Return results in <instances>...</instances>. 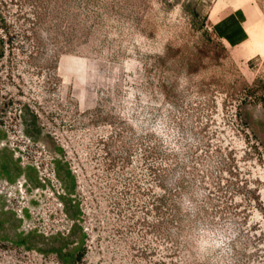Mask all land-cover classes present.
<instances>
[{"label":"rangeland","instance_id":"1","mask_svg":"<svg viewBox=\"0 0 264 264\" xmlns=\"http://www.w3.org/2000/svg\"><path fill=\"white\" fill-rule=\"evenodd\" d=\"M3 161L0 264H264V0H0Z\"/></svg>","mask_w":264,"mask_h":264},{"label":"trees","instance_id":"2","mask_svg":"<svg viewBox=\"0 0 264 264\" xmlns=\"http://www.w3.org/2000/svg\"><path fill=\"white\" fill-rule=\"evenodd\" d=\"M7 166V163L5 161H3L0 165L1 169H4ZM2 211V210H1ZM5 222V218H1L0 217V227L1 224ZM16 242H25V238L24 237H19L17 239ZM77 249V247H75L73 250L68 251L65 255L61 254V247H58L56 249V251L60 254L61 258H62V262L64 263H71L72 261H74V259L79 258V255H77L76 257L73 258V253L74 251Z\"/></svg>","mask_w":264,"mask_h":264},{"label":"flooded vegetation","instance_id":"3","mask_svg":"<svg viewBox=\"0 0 264 264\" xmlns=\"http://www.w3.org/2000/svg\"><path fill=\"white\" fill-rule=\"evenodd\" d=\"M26 168H27V172H28L29 174L26 173V175H27L26 178H27V179H25V180L23 181V183H24V186L26 187V190H29V189L31 188V186L33 185L32 183H33V182H36L37 179H36L34 173L32 174V171L35 170V167L29 163V165H28ZM42 182H43V181H42Z\"/></svg>","mask_w":264,"mask_h":264},{"label":"clouds","instance_id":"4","mask_svg":"<svg viewBox=\"0 0 264 264\" xmlns=\"http://www.w3.org/2000/svg\"><path fill=\"white\" fill-rule=\"evenodd\" d=\"M185 200H187L188 198L185 197ZM182 210L188 211V210H195V204L192 202H188L187 204H182L181 205ZM221 241H226L228 239V235L226 232H222L221 236L219 237Z\"/></svg>","mask_w":264,"mask_h":264}]
</instances>
